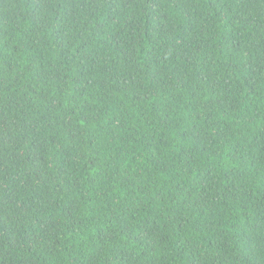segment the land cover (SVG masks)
I'll return each mask as SVG.
<instances>
[{
	"label": "trees",
	"instance_id": "16d2710c",
	"mask_svg": "<svg viewBox=\"0 0 264 264\" xmlns=\"http://www.w3.org/2000/svg\"><path fill=\"white\" fill-rule=\"evenodd\" d=\"M0 264H264V0H0Z\"/></svg>",
	"mask_w": 264,
	"mask_h": 264
}]
</instances>
